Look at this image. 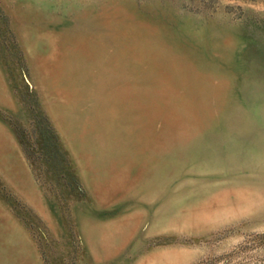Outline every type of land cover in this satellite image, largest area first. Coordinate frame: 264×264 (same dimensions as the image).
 <instances>
[{
  "label": "rangeland",
  "instance_id": "rangeland-1",
  "mask_svg": "<svg viewBox=\"0 0 264 264\" xmlns=\"http://www.w3.org/2000/svg\"><path fill=\"white\" fill-rule=\"evenodd\" d=\"M135 87L186 96L197 133L165 148L185 122L134 120ZM19 247L37 264H264V0H0V264Z\"/></svg>",
  "mask_w": 264,
  "mask_h": 264
},
{
  "label": "bare ground",
  "instance_id": "bare-ground-1",
  "mask_svg": "<svg viewBox=\"0 0 264 264\" xmlns=\"http://www.w3.org/2000/svg\"><path fill=\"white\" fill-rule=\"evenodd\" d=\"M142 54L147 55L149 53L148 49L141 48ZM184 84L188 87L187 89L192 94H197L199 96L198 102L196 105H199L200 100L205 97V92L207 90H202L200 88H197L195 85V81L193 78L187 76L184 78ZM150 90V89H149ZM148 89H139L135 87L132 89V91L136 94V97L138 98L135 104V111L137 112L136 118L134 120L136 121H143V122H149L150 120L154 119L156 115L163 114L165 115L167 121L171 124V119H183L186 125L185 132L181 133H175L172 135H168L165 132L163 133V138L166 141L165 148H173V147H180L184 142L191 137L192 134L197 133L198 124L196 121H194L193 113H197L196 110L190 107V103L186 99V96L179 95L176 93V90L169 91V97L172 101L177 102L178 104H182V107H179L178 110L176 109H170L168 102L164 103L161 101H154L149 98H145L146 95L149 93ZM129 129V128H128ZM127 130V128H126ZM131 132V131H129ZM5 254H7L6 258H10V260H4L3 264H37L36 260L30 255L25 249L19 247L15 251L8 252V250H5Z\"/></svg>",
  "mask_w": 264,
  "mask_h": 264
},
{
  "label": "trees",
  "instance_id": "trees-1",
  "mask_svg": "<svg viewBox=\"0 0 264 264\" xmlns=\"http://www.w3.org/2000/svg\"><path fill=\"white\" fill-rule=\"evenodd\" d=\"M18 136L20 138V141L22 143V145L24 146V149L26 150V153H27V143H26V139L24 138V136L21 134V133H18ZM39 143L44 146L45 148H52V147H55V149L57 148V144L56 142H51V138H50V135L49 136H41V139L39 140ZM46 156V160L47 161H50V162H53V163H56L57 166H55L53 169H52V173H54L55 175H57L58 177H65L67 175L70 174L69 172V169L66 165V162L64 163V156L62 153L60 152H53V153H49V150L47 152H45L44 154ZM71 178L73 179V177L71 176ZM75 187L74 188H77V183L75 182Z\"/></svg>",
  "mask_w": 264,
  "mask_h": 264
}]
</instances>
